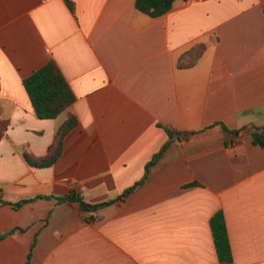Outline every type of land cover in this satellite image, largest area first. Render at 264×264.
<instances>
[{
  "label": "crops",
  "instance_id": "0c3cea01",
  "mask_svg": "<svg viewBox=\"0 0 264 264\" xmlns=\"http://www.w3.org/2000/svg\"><path fill=\"white\" fill-rule=\"evenodd\" d=\"M195 42L200 55L178 67ZM48 58L73 98L38 117L21 80ZM67 112L77 121L59 155L28 164L22 151L45 153ZM262 124L264 0H172L156 16L134 0H0V264H22L32 240L28 264H264V147L250 142ZM163 126L178 134L143 181L93 219L56 199L119 194ZM218 209L226 263L209 227Z\"/></svg>",
  "mask_w": 264,
  "mask_h": 264
},
{
  "label": "trees",
  "instance_id": "16d2710c",
  "mask_svg": "<svg viewBox=\"0 0 264 264\" xmlns=\"http://www.w3.org/2000/svg\"><path fill=\"white\" fill-rule=\"evenodd\" d=\"M171 2L172 0H134V5L140 11H143L150 16H156L166 11L170 7ZM203 46L204 45L202 42H195L190 45L178 55L176 59V65L178 67H186L193 64L196 58L200 55ZM21 81L28 95L34 113L38 117H53L61 110L66 108L67 105L72 101V92L70 91V88L68 87V84L57 64L52 58H48L42 65L33 69L27 76L22 78ZM76 121V116L71 112H67L64 119L55 128L52 140L48 144L45 153L41 155H34L29 151L23 150L22 156L24 160L32 166L49 165L60 153L62 137L64 133L70 127H72ZM219 123L220 126H222L224 129H227L221 122ZM162 128L168 136L166 141L161 145L159 150L153 153L151 158L144 164L142 176L129 186L123 188L119 194L106 200L90 202L87 201L80 192L70 189L66 193L56 196V199L58 201H76L79 209L86 213L85 219H93L96 214H92L91 211H94L111 201L122 199L133 189L134 186L141 183L146 177L148 166L160 155L161 151L172 138V136L174 134H178L176 130H173L167 126H163ZM239 129L240 128H236L229 131L236 133ZM250 142L260 147H264V124L252 125V131L250 132ZM188 183H197V181L193 180ZM23 200L24 198L18 199L16 201L10 202V204L11 206L16 207ZM5 202L8 201L3 199L0 195V203ZM209 227L219 262L226 263L231 261V253L221 210L218 209L211 214L209 217ZM3 234V232H0V237H2ZM32 244L33 240L29 245L22 264H28Z\"/></svg>",
  "mask_w": 264,
  "mask_h": 264
}]
</instances>
